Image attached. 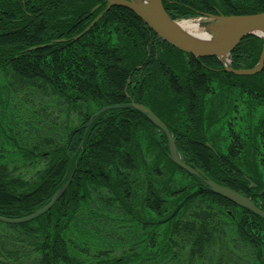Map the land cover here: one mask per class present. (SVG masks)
Returning a JSON list of instances; mask_svg holds the SVG:
<instances>
[{"label": "trees", "instance_id": "1", "mask_svg": "<svg viewBox=\"0 0 264 264\" xmlns=\"http://www.w3.org/2000/svg\"><path fill=\"white\" fill-rule=\"evenodd\" d=\"M217 2L216 8L225 15L264 11V0H166L168 5H173L167 7L173 18L178 12L185 17L205 12ZM106 6V0H0V74L8 79L11 77L23 89L29 88L33 93L58 94L72 106H77L79 101L95 104L98 110L105 105L128 102L147 105L167 124L177 150L187 164L220 184L250 195L264 210V194L259 193L264 187V110L259 115L257 133L249 135V128L237 129L238 125L243 127L247 122L243 109L238 107L240 100L243 106L245 102L248 104L250 111L260 106L264 108V67L254 75L228 73L215 56L197 58L177 50L157 36L130 9L122 6L110 9L87 34L76 39ZM114 35L117 43L113 45ZM42 45L46 47L34 49ZM262 48L258 36L244 37L231 52L232 66L240 68L241 63L254 66ZM214 79L221 81L223 88L217 85L212 92L210 83L216 82ZM3 87L0 84V90ZM147 93L152 105L144 100ZM230 106L236 110L233 115H230ZM218 107L224 108L219 115L214 110ZM87 112L82 124L62 139L64 143L51 150L46 149L53 142L52 138L45 136L44 140L31 143L30 140L35 139L27 134L26 144L20 146L22 151L32 148L29 153L35 155V151L40 152L39 143L43 142L44 149L38 155L53 154L51 164L38 174L36 182L30 184L28 180L13 175L6 164L0 163V215L11 218L26 216L44 207L74 171L71 184L48 212L30 222H0V238L21 243L18 247L14 243L17 247L13 250L15 257L37 254L39 258L33 264H73L72 258L76 257H71L70 248L84 255L92 248L81 236L80 239L72 236L71 242H67L66 232L73 228H80L83 234L96 239L99 232L98 245L101 246L104 236L113 237L108 228L124 220V213L132 220H139L138 227L127 232L137 238L152 233L151 228L142 230V224L155 225L149 223L148 218L140 219L141 209L146 214L157 210L159 215L165 205L173 206L171 202L176 208L180 202L184 201L186 205L199 196L215 203L223 202L226 209L237 207L209 190L194 195L192 186L175 180L174 173L181 171L199 182L196 183L199 188L204 183L202 176L188 174L167 157L169 143L166 134L138 110L128 107L104 112L83 140L86 125L95 114ZM5 113L0 108V132L4 137L8 132L9 137L18 134L20 140L15 124L5 122L11 114ZM251 120L248 119L250 123ZM31 124L35 123L30 121L29 126ZM32 130L35 136L45 134L35 126ZM50 131L54 136L56 132ZM47 134H50L49 130ZM139 138L150 140L151 153H146ZM0 141L6 143L1 137ZM207 141L213 149L207 146ZM4 151L7 150L4 148ZM2 156L0 154V158ZM161 160L168 162V168L161 167ZM241 164L250 168L255 177L241 171ZM122 170L126 173L111 176ZM136 173L141 174L138 185L142 181L144 187L139 185L136 188L132 182V186L128 183L127 179L131 180L132 174L136 176ZM249 181L257 186L250 187ZM101 188H106L112 197L106 196ZM133 191L143 197L139 206H135L137 198L133 197ZM237 208L238 214L222 212L235 226L230 232L237 228L236 232L253 246L251 257L258 264H264V219L247 209ZM215 216V226L211 223L212 215L206 212L201 217L194 216L190 222L180 219L173 222L171 234L177 239H165L162 253L167 249L172 251L173 245H188L187 261L180 264H194L201 260L208 263L213 259L212 264H234L233 258L226 263L216 258L214 249L206 252L215 232L224 236L220 229L229 224L221 219L220 214ZM36 221L38 225L35 227L31 222ZM116 225L119 230L120 224ZM111 236L105 241L110 243ZM215 244L214 248L217 241ZM104 245L109 249L114 243ZM6 250L0 249V253L4 256ZM27 251L29 253L25 254ZM155 255L151 254L152 258ZM119 260L114 261L118 264ZM114 261L103 258L101 264H114ZM173 264H177V260Z\"/></svg>", "mask_w": 264, "mask_h": 264}, {"label": "rangeland", "instance_id": "2", "mask_svg": "<svg viewBox=\"0 0 264 264\" xmlns=\"http://www.w3.org/2000/svg\"><path fill=\"white\" fill-rule=\"evenodd\" d=\"M245 2H247V1H245ZM165 5H166V3H165ZM114 6H117V5H114L113 3L109 2L108 5L102 9V12L100 14H98L96 16V18L90 23V25L93 23L91 27H93ZM169 6H173V5H169ZM98 7H100V5H98ZM98 7L94 8L93 12H95ZM131 11L134 14H136L133 10H131ZM205 12L210 13V11L208 9H206ZM252 14H256V13H252ZM198 15H201V16H195V14H194V15H192V17L185 19L180 14V12H178L175 16L179 17V19H176V21L194 19V20H200L201 22H204L206 20L210 23L207 25V27H209L211 25L213 27H215V23L218 24L217 21L214 19H211V17H209L210 15L207 13H204V12L198 13ZM207 27H206V29H207ZM88 32H89V29L87 27L85 30H83L79 34L78 38L87 34ZM247 36L248 35H245L244 37H247ZM258 37L260 38L261 44L263 47L264 36H258ZM112 38H113V40H111V42H112L111 44L114 45V43H117L116 35L112 36ZM167 43H169V42H167ZM176 49L183 52L184 54H187L186 52H184L183 50H181L177 47H176ZM167 50H168V53H171V51L169 49H167ZM190 55L197 57V58L205 57V56H195L192 53ZM175 56L177 57L179 55L175 54ZM209 56H206V57H209ZM222 58L225 60V62L227 64L226 66H224V70L226 72H228V73L232 72L233 74L240 75V74L235 73L233 71L227 70V68H231V69L233 68L231 54L228 53L227 55H222V57H220V58L218 57L220 62H221ZM172 61H175V60H172ZM247 64H249V63H247ZM258 64H259V60L252 67H248L247 65H245V63L244 64L241 63L240 66H242V67L236 68L233 70H238V71L241 69L242 70H252L255 67H257ZM249 65H251V64H249ZM263 66H264V63H263ZM263 66H262V68H263ZM141 67L142 66H139L138 68H141ZM249 75H252V74H249ZM223 76L224 75H222V78H223ZM225 77L228 78L226 75H225ZM228 79L231 80V77H229ZM0 81H1L0 84L2 86H4L3 90H0V94L2 95V98L0 99V108L5 110V112H6L5 114H7V115L11 114L10 117L8 118V121L5 120V122L9 125L15 124L14 129H18L19 135H20V140H18L17 139L18 134L17 135L11 134V136L9 137V132H8V136L4 137L2 135V133L0 132L1 139L6 141V143H1V141H0V154L3 155L2 158H0V163L6 164L8 166V169H10L12 171L13 175L18 176L19 178H22L24 180H28L29 183L31 184V183L36 182L38 180V174H40L41 172H44L48 168V166L51 164V157H53V154L49 153V154L40 156V155H38L39 151H35V155L33 154L31 156L29 151L32 148L28 149L27 151H22L23 148H20V146H24V144H26L25 137L27 136V134H29V136H32V138L35 139V140L31 139L30 140L31 143H33V141L39 142L40 140H44L45 136L52 138L53 142H51L49 147H47V149H46L47 151L51 150V149H53L54 146L58 147L62 143H64V141L62 139L67 138V135L71 130H73L74 128H76L82 124V122L87 118V115H88L87 111L93 113L98 109H96L97 107L95 106V104H87L84 102L81 103V101L78 102L77 106L68 105L67 99L66 98H64V99L60 98L58 94L49 96L48 93L43 94L42 91H37V92L33 93L29 88L23 89L22 85L18 82H14L11 77L9 79H8V77H4L3 73L0 74ZM214 81H216V82H213V84L210 83L212 92H214V88L217 85H220L221 89L223 88L221 86V85H223V83H221V81L216 80V79H214ZM166 94H169V93L166 92ZM218 96H217V98H219ZM209 99H212V97L210 96ZM144 100L149 102L148 93L144 97ZM214 101H218V100L215 99ZM210 102H212V101L209 100V103ZM218 102H220V101H218ZM218 102H216V104ZM242 103H243V101L240 100V104L238 105V107L243 109V112L245 114V119L247 120V122H245V125H243V127H241V125H238L237 129H239L240 131L241 130L243 131L245 128H249V131H250L249 135L255 134V133H257L256 128L258 127V124H259L258 123L259 115H261V110H262L263 106H260L256 109L252 108L253 111L252 110L250 111V109L248 110V104L245 102V104L243 106ZM149 104L152 105L151 102H149ZM216 106H218V105H215V107ZM236 108H237V106H234V109H236ZM118 109H125V108H118ZM223 109H224L223 107H218L214 110H217L216 112H218V115H219V113H220L219 111L222 112ZM229 109L232 110V113L230 115H233V113L236 112V110L232 109V106H230ZM102 114H100V115H102ZM18 115H19V117H16ZM163 117H164V114H163ZM26 118H28V119H26ZM228 118L229 117H227L226 120ZM248 119H253V120H251L252 123H250V121H248ZM90 120H91V118H90ZM90 120H89V122H90ZM239 120L241 121L242 119H239ZM30 121L32 123L34 122L35 124H33V125L31 124L29 126ZM235 121L238 123V118H235ZM89 122L86 125V127H87L86 131L87 132L89 131L88 128L91 126V125L89 126ZM6 123L3 122V124H6ZM25 123H27L28 126H26ZM34 126H35V128L42 129V133H45V134L42 135V137L35 136V134L32 130V128H34ZM227 127H228V122H227ZM51 129H53L56 132L54 134V136L51 134V131H50ZM48 130H49L50 134H47ZM228 133H231V131L228 130ZM13 138H14V141L11 140ZM139 139H142V138H139ZM2 142H4V141H2ZM141 145H143L144 148L146 149V153L152 152L151 148H149L150 140H148L147 138L144 140L142 139ZM216 145L219 146L218 144H216ZM39 146H40V152H42L44 149L43 148V142H40ZM207 146L210 149H213L212 145L210 143H208V141H207ZM4 148L7 150L6 152L4 151ZM149 157H150V155H149ZM167 157L170 159L169 155H167ZM160 159H162V157ZM141 160L144 161L143 158ZM167 161H164V160L160 161L162 168H165V167L168 168V164H167L168 162ZM249 161H251V160H249ZM183 162L185 163L184 160H183ZM173 163L176 164L175 162H173ZM176 165L178 167H180L178 164H176ZM241 167L243 169V170L241 169V171H244V173H246L251 178L255 177L252 174L251 169L250 168L248 169V167H246V165L241 164ZM192 168H195V167L192 166ZM138 170H140V172L142 173L140 168ZM111 171H113V170H111ZM185 171L188 174H190V172H188L187 170H185ZM124 173H126L125 170H122L121 173L116 172L115 175H111V176L115 177L117 174H124ZM136 174H137L136 176L134 174H132L131 180L127 179L128 183H130V185L132 186V184H131V182H132L136 188L139 185L144 187L142 181H140V183L138 185L137 179L139 177H141V174H138V173H136ZM174 174H176L175 180H178V181L181 180L182 185L187 183L188 185L192 186L191 187V189H192L191 193L194 192L193 193L194 195H197V194H199V192H203L204 190H208L207 189V183L205 182L207 179H210V180L216 182L215 180L211 179L209 175L204 173V175L201 177L202 180L204 181V183L201 187L202 189L201 188L199 189V186H197L199 184V182L190 179L187 175H185L181 171H177ZM73 175H74V172L71 175L72 178H73ZM119 180H121V179H119ZM119 180H115V182H118ZM196 183H198V184H196ZM216 183H218V182H216ZM249 183H250V181H249ZM252 183H254V182L251 181V183L249 185L250 187H251ZM221 185H224V184H221ZM225 186H228V185H225ZM228 187H230V186H228ZM191 189H189V191ZM263 189H264V187L262 188V190ZM101 190L105 193L106 196L112 197V194L106 188L105 189L101 188ZM195 191H197V192H195ZM209 191H211V190H209ZM133 192H134L133 197L137 198L135 206H139L143 202V197L138 195L137 194L138 192H135V191H133ZM211 192H213V191H211ZM263 192L264 191H261L260 195H262ZM213 193H215V192H213ZM215 194H217V193H215ZM248 196L250 197V195H248ZM113 198H114V195H113ZM168 198H169V196H167L166 199H168ZM223 198H225V197H223ZM171 203H170V205H173L172 207H169L168 204H167L168 206H166L164 203L165 207L161 208L162 213H160L159 215H158L157 210L155 211V213H153V210H152V212L148 211L146 214L145 211H143L141 209L143 215L142 214L140 215V219L146 220V218H148L147 220L149 223L152 222L155 224L154 227L152 225L146 226V225L142 224V226H141L142 230H147V228H151V231H152L151 234H148V235L145 234V237L140 235L141 237L139 236L136 238V235H131V234L127 233L130 230L134 229L135 227H138L137 223L139 222V220H132V217H130V215H126L124 213V218H123L124 220H122V221L119 220V222L116 223V224H120L119 230L117 229L116 224L114 226L111 225L108 228V230L111 232V234L114 237L113 238L111 235H107V236H111L110 243L111 242L114 243L113 247L109 246V249L106 245H104V243H106V244L108 243V245L110 244L109 242L105 241V239H107V236L106 237L104 236V238L102 240L103 244L101 246L98 245L99 232L96 235V237L98 236V239L94 238L92 235L90 237L87 234H83V231H81L80 228H76V229L73 228L72 230L66 232L65 238H66L67 242H71L70 238L72 236L74 238L78 237L79 239L81 236V238L83 240L88 241L89 244L92 245V248L90 250L88 249V253L86 255L82 254V252H80L76 249L70 248L71 257H76L75 259L72 258V260H74L73 264H80L78 260L82 261L83 264H101L103 262V258H109L110 262H113L114 260L116 261V259H120L118 261V264H173V261H175V260H177V264H180L182 261H187V256H186L185 252H186V250H188V245L187 246H175V245H173L172 251H169V249H167L168 251H165L162 253V250L164 247L163 242H165V239L169 240L170 237L177 239L176 236L171 234V224L173 222H176V220H178V219L183 220V221L188 220L189 222L193 221L194 216L195 217L196 216L201 217V214L204 215L205 212L207 214L212 215L211 223L213 225H214V218H216V216H215L216 213L220 214L221 219L229 222V224L226 227L224 226V229H220V231H224V233H225L224 236L220 235L219 232L218 233L215 232L214 238L211 239V247H206V252L210 248H211L210 250H212V251L214 249V251L216 253V258H221L224 263H226L229 259L233 258L234 264H258L257 260H255L254 258L251 257L253 246L248 241H246L243 237H241L238 234V232H236L237 228L235 229V231L230 232V228L231 229L235 228V226L232 223V220H230L229 217L224 216L222 213V212H226L225 210H229L232 213L235 212L234 214H238V212H236V211H238V208H237L238 206L237 207L230 206L231 207V208L229 207L230 209H226L223 205V202L221 203V202L217 201V203H215V202L210 201L209 199H203V197H201V196L195 198L192 202H189L186 205H184V201H182V202H180V204L176 208H174L175 204H173V202H171ZM232 203H234V202H232ZM234 204L236 205V203H234ZM115 205H116V203H115ZM140 208H142V207H139V209ZM177 208H178V210H177ZM81 209H83V208H81ZM174 212H176V213H174ZM119 216H121V214H119ZM39 217L40 216L36 217L35 219H37ZM35 219H32L31 221H34ZM154 220H155V222H153ZM6 224H8V223H6ZM31 224H33L35 227L38 225L37 221L31 222ZM210 226H211V224H210ZM216 241H217V246H215V248H214V244ZM153 242L155 243L154 245L152 244ZM14 243H15L14 241L6 240L5 238H0V249L1 250H3V249L5 250L6 248L8 249V251L6 250L7 251L6 255L3 256L0 253V264H33L34 261L39 258V256L37 254H33L32 257L31 256H29V257L24 256L22 258H20L19 254H18L17 257H15L16 254L13 253V250H15L18 246H20L21 243L16 242L15 245L17 247H15ZM28 253H29V251H27L25 254H28ZM155 253H156V255L154 256V258H152L153 256H151V254H155ZM248 256H249V258L247 259ZM209 257H210V255H208V258ZM213 258H214V256H213ZM115 261H114V264L117 263ZM214 261L215 260L213 259V261L205 263L203 260H201V262L199 261V262H196L194 264H199V263L200 264H212V262H214Z\"/></svg>", "mask_w": 264, "mask_h": 264}, {"label": "water", "instance_id": "3", "mask_svg": "<svg viewBox=\"0 0 264 264\" xmlns=\"http://www.w3.org/2000/svg\"><path fill=\"white\" fill-rule=\"evenodd\" d=\"M108 3L111 2L114 5H120L127 7L133 10L145 23H147L160 37L172 44L173 46L194 54L195 56H217L222 57V55H227L230 53L243 39L247 34H257L255 31L264 27V12L257 14H248V15H210L211 19L217 21L218 25L221 28L222 35L219 39L213 42H196L191 40V36L184 32L178 25V22L170 17V15L165 11L164 6L161 0H147L138 2L136 0H107ZM93 24V23H92ZM89 26V28L92 26ZM210 24V23H209ZM213 28V26H209ZM88 28V29H89ZM223 29V30H222ZM224 33V34H223ZM41 47V46H40ZM264 63V43L259 64L252 70H233L227 68L229 71H233L238 74H253L259 72L262 69ZM132 108L138 110L144 114L153 124L162 129L169 143V156L173 162L178 164L183 169L187 170L191 174L196 176H203L202 172L192 168L187 165L181 159V156L178 154L174 138L167 128L166 124L147 106L139 103H121V104H111L103 107L97 111L91 118L89 126L93 124L94 120L105 111L110 109L118 108ZM83 145V143L81 144ZM81 148V147H80ZM207 183V189L211 190L232 202L244 207L253 213L261 216L264 219V210L258 207L254 201L250 198L240 194L236 190L216 183L210 179L205 181ZM65 184L62 188L56 191V193L51 198L50 202L47 203L43 208L36 211L33 214L20 218H10L0 215V221L6 223H22L27 222L32 219H35L38 216H41L47 212L60 198V196L65 191L67 185ZM264 191V189L262 190ZM179 208V207H178ZM177 208V210H178ZM176 210V211H177ZM176 213V212H174Z\"/></svg>", "mask_w": 264, "mask_h": 264}, {"label": "bare ground", "instance_id": "4", "mask_svg": "<svg viewBox=\"0 0 264 264\" xmlns=\"http://www.w3.org/2000/svg\"><path fill=\"white\" fill-rule=\"evenodd\" d=\"M136 1H138L140 3L142 1H147V0H136ZM201 7H202L201 11L202 10L204 11V9H205L204 6H201ZM216 7H218V2L215 6H214V4H212L210 7L206 8L210 11V13L209 12H204V13H207L209 15H221V16L224 15V16H226L223 12H221L222 10H218ZM164 9L170 15L167 7H164ZM235 15H248V14H235ZM208 24H209L208 21L201 22L200 20H194V19L178 21L179 27L184 32L189 33V35L192 38L191 40L196 41V42H208L209 41L211 43V42L219 39L222 36V35H220L222 31H221V28L218 24L215 23V27H213V28L207 27ZM89 26H88V28H89ZM206 27H207V29H206ZM90 29H91V27L89 28V30ZM255 32L257 34H247V35L264 36V27H262L261 29L260 28L257 29ZM78 37H79V35L76 36V39ZM173 47L176 48L175 46H173ZM38 48H40V47H34V49H38ZM184 52H186V51H184ZM186 53L191 54L189 52H186ZM139 104H143V103H139Z\"/></svg>", "mask_w": 264, "mask_h": 264}, {"label": "flooded vegetation", "instance_id": "5", "mask_svg": "<svg viewBox=\"0 0 264 264\" xmlns=\"http://www.w3.org/2000/svg\"><path fill=\"white\" fill-rule=\"evenodd\" d=\"M166 1V0H165ZM166 7H168V9L170 8V6L168 5V3H166Z\"/></svg>", "mask_w": 264, "mask_h": 264}]
</instances>
